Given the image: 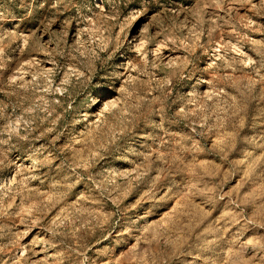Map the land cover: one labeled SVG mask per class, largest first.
Returning <instances> with one entry per match:
<instances>
[{
  "label": "rangeland",
  "instance_id": "1",
  "mask_svg": "<svg viewBox=\"0 0 264 264\" xmlns=\"http://www.w3.org/2000/svg\"><path fill=\"white\" fill-rule=\"evenodd\" d=\"M0 264H264V0H0Z\"/></svg>",
  "mask_w": 264,
  "mask_h": 264
}]
</instances>
